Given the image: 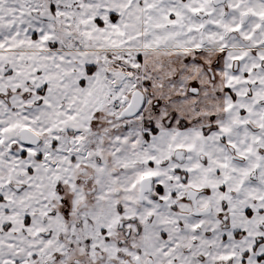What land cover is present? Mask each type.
Returning a JSON list of instances; mask_svg holds the SVG:
<instances>
[{
	"label": "snow or ice",
	"instance_id": "snow-or-ice-1",
	"mask_svg": "<svg viewBox=\"0 0 264 264\" xmlns=\"http://www.w3.org/2000/svg\"><path fill=\"white\" fill-rule=\"evenodd\" d=\"M0 264H264V0H0Z\"/></svg>",
	"mask_w": 264,
	"mask_h": 264
}]
</instances>
